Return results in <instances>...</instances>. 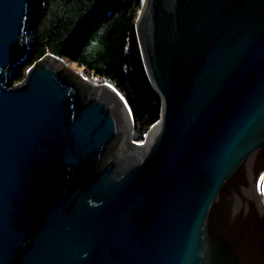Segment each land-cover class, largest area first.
<instances>
[{
	"label": "water",
	"instance_id": "water-1",
	"mask_svg": "<svg viewBox=\"0 0 264 264\" xmlns=\"http://www.w3.org/2000/svg\"><path fill=\"white\" fill-rule=\"evenodd\" d=\"M30 7L0 0V264H264V0H143L140 143L60 57L11 84Z\"/></svg>",
	"mask_w": 264,
	"mask_h": 264
},
{
	"label": "trees",
	"instance_id": "trees-1",
	"mask_svg": "<svg viewBox=\"0 0 264 264\" xmlns=\"http://www.w3.org/2000/svg\"><path fill=\"white\" fill-rule=\"evenodd\" d=\"M143 0H31L26 58L11 84L22 81L38 59L53 54L74 62L90 82L108 83L132 117L131 139L140 143L160 119L161 100L142 61L135 24Z\"/></svg>",
	"mask_w": 264,
	"mask_h": 264
},
{
	"label": "rangeland",
	"instance_id": "rangeland-1",
	"mask_svg": "<svg viewBox=\"0 0 264 264\" xmlns=\"http://www.w3.org/2000/svg\"><path fill=\"white\" fill-rule=\"evenodd\" d=\"M68 63H70V62H68ZM74 69L76 70V71H78L79 72V70H80V68H78L77 66H76V64H74ZM80 73V72H79ZM86 78V77H85Z\"/></svg>",
	"mask_w": 264,
	"mask_h": 264
},
{
	"label": "bare ground",
	"instance_id": "bare-ground-1",
	"mask_svg": "<svg viewBox=\"0 0 264 264\" xmlns=\"http://www.w3.org/2000/svg\"><path fill=\"white\" fill-rule=\"evenodd\" d=\"M67 65H68V67H73V68H75V67H74V64H72V63H71V64H70V63H67ZM129 128H130V127H129Z\"/></svg>",
	"mask_w": 264,
	"mask_h": 264
}]
</instances>
